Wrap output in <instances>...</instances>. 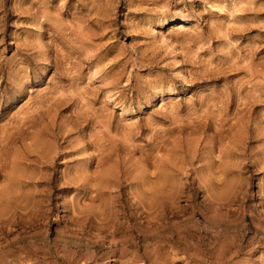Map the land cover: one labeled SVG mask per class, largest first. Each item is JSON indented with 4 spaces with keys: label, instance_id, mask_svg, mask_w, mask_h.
Here are the masks:
<instances>
[{
    "label": "rangeland",
    "instance_id": "rangeland-1",
    "mask_svg": "<svg viewBox=\"0 0 264 264\" xmlns=\"http://www.w3.org/2000/svg\"><path fill=\"white\" fill-rule=\"evenodd\" d=\"M0 264H264V0H0Z\"/></svg>",
    "mask_w": 264,
    "mask_h": 264
},
{
    "label": "bare ground",
    "instance_id": "bare-ground-1",
    "mask_svg": "<svg viewBox=\"0 0 264 264\" xmlns=\"http://www.w3.org/2000/svg\"><path fill=\"white\" fill-rule=\"evenodd\" d=\"M1 222V221H0Z\"/></svg>",
    "mask_w": 264,
    "mask_h": 264
}]
</instances>
